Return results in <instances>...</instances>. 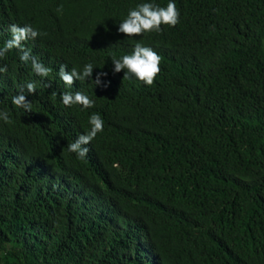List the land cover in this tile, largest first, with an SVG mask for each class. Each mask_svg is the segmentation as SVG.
Returning a JSON list of instances; mask_svg holds the SVG:
<instances>
[{"label":"trees","instance_id":"16d2710c","mask_svg":"<svg viewBox=\"0 0 264 264\" xmlns=\"http://www.w3.org/2000/svg\"><path fill=\"white\" fill-rule=\"evenodd\" d=\"M172 2L175 27L127 37L130 9L169 0H0V48L31 25L24 47L50 69L0 58V264H264V0ZM136 43L161 57L152 86L115 71ZM77 91L94 106L65 107ZM93 114L79 159L67 145Z\"/></svg>","mask_w":264,"mask_h":264},{"label":"clouds","instance_id":"9594fccd","mask_svg":"<svg viewBox=\"0 0 264 264\" xmlns=\"http://www.w3.org/2000/svg\"><path fill=\"white\" fill-rule=\"evenodd\" d=\"M179 16L180 13L172 0H169L166 7H160L153 3H142L129 10L127 18L119 24L118 31L127 37L141 36L146 32H160L161 25L175 27L179 23ZM9 31L11 38L5 42L3 48H0V58L4 57L8 51L18 49L21 53V61L25 63L31 61L33 71L41 77H47L50 69L32 56L30 49L24 47V42L35 40L40 33L34 30L31 25L21 27L16 24L9 25ZM112 62L115 64L116 72L122 69L126 70L124 78L134 76L148 86L154 84L161 71V57L151 47L143 46L141 43H136L133 52L129 55H124L120 59L113 56ZM66 68V65L60 66L59 76L67 86L71 87L75 80L84 81L86 78H91L94 67L91 63L86 64L82 73L75 68L68 72ZM6 71V66L0 67V73ZM104 76H107V73H97L95 84H101V77ZM104 86L107 87V85ZM26 88L29 94H35V84L27 83ZM61 100L65 107L80 105L87 109L94 106V101L79 91L62 93ZM12 102L17 108H23L28 112L32 110V104L27 100L23 91L14 96ZM0 119L10 123L7 112L0 113ZM89 123L90 130L67 145L68 150L76 153L79 159H84L87 156L89 148L86 146L94 140L98 133L103 131L104 122L98 114L91 115Z\"/></svg>","mask_w":264,"mask_h":264}]
</instances>
